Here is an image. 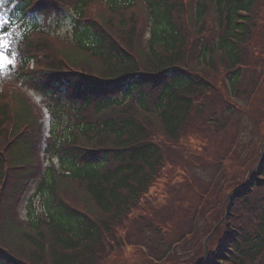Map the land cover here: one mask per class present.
Returning <instances> with one entry per match:
<instances>
[{"label":"trees","instance_id":"obj_1","mask_svg":"<svg viewBox=\"0 0 264 264\" xmlns=\"http://www.w3.org/2000/svg\"><path fill=\"white\" fill-rule=\"evenodd\" d=\"M31 1L18 0L11 18L22 25L16 75L50 97L66 89L53 104L46 145V154L54 156L59 167L56 175L46 171L37 189L41 205L29 199L26 219L12 216L14 204L0 199V264H47L46 259L53 264H98L105 250L100 245L111 231L108 225L121 222L124 211H136L139 200L146 202L156 164L165 165L161 147L151 141L152 129L157 135L160 126L159 135L175 141L187 121L200 117L216 122L218 109L236 110L234 102L216 92L206 74L209 69L224 66L234 99L249 98L257 90L264 63L258 64L262 70L255 68L248 49L259 38L256 33L264 31V0H191L195 10L189 27L177 13L179 0H142L150 20L145 50L141 37L140 43L134 40L137 0H107L93 19L87 12L101 1L76 0L79 17L72 23L71 42L59 47L42 35L37 17H25ZM210 7L211 14L216 13L213 18ZM187 44L200 71L186 57ZM151 88L160 91L154 97L159 105L155 123V109L147 107L146 99ZM119 90V99L104 96ZM134 91L139 92L137 103L130 99ZM215 101L221 103L217 109ZM35 109L24 96L0 92V136L8 141L0 151L2 196L19 191L35 170L40 142L39 129L31 128ZM30 128L38 131L34 139L26 136ZM261 174L264 178V169ZM196 184L193 180L190 185ZM72 186L87 194L80 205L67 202ZM247 189L237 195L238 201H255L254 214L260 217L241 238L225 237L233 253L213 257L223 263L264 264V180L255 179ZM27 246L32 252L26 253ZM25 257L32 262L22 261Z\"/></svg>","mask_w":264,"mask_h":264},{"label":"rangeland","instance_id":"obj_2","mask_svg":"<svg viewBox=\"0 0 264 264\" xmlns=\"http://www.w3.org/2000/svg\"><path fill=\"white\" fill-rule=\"evenodd\" d=\"M4 1L0 0V3ZM179 1L182 7L177 13H180V18H183L185 26L189 27L190 25L187 23L190 22L192 10H188V0ZM102 9L103 6L95 4L88 10L87 16L93 18L95 12ZM137 9L136 34L134 36L136 39L134 40L139 42L141 37V43H139L145 50L146 45L143 43L147 40V31L139 33V29L143 28L144 21L140 16L148 18V15H145L142 5ZM117 16L114 17L113 24L116 30ZM129 16L126 12L127 22H129ZM53 20L54 22L50 21L51 23L49 22L48 25V29L55 32L49 35L50 43L59 47L70 36V22L66 16ZM263 29L260 31L262 32ZM19 33L20 31L16 28L10 29L9 35L4 38L6 45L9 44L8 40L12 38L11 36H18ZM258 35L259 33L256 38H259L250 45L248 50L253 58L254 67L262 70L263 64L261 66L258 64L260 60H263L264 63V31ZM6 48L7 46L4 49ZM187 48L188 61L192 67L200 71L199 67L195 66L197 60L190 56L191 46L187 44ZM8 62H10L9 58L0 61V70H5L9 66ZM217 65L219 66L220 63ZM224 71V66H220L216 71L209 69L206 74L213 79L216 92L221 91L222 95L226 96ZM17 87L9 84L4 89L8 91L7 95H9ZM37 98L41 97L37 96ZM236 102L239 105L237 112L241 116L229 115L228 121L231 122L223 130L219 129L222 125L220 118L217 120L216 126L213 127L200 117H196L187 121L182 136L172 141L165 136H160L161 127L156 126L157 142L163 155L172 165H169L167 179L171 178L173 181H177L182 172L184 174H181L180 179L187 178L188 171L193 179L188 177L180 182V185L167 184V180L163 182L160 180L155 187L150 188L148 197L144 198L145 203L142 199L139 200V209L135 212H127L121 222L108 225L111 231L105 235L106 239L100 245L105 250L104 253H101L102 259L98 264H194L197 259L202 260L213 254V251L218 249L219 241L227 233L231 234L234 231V235V229L239 224H242L244 228L252 226L253 218L250 213H253L254 205H241L234 201L231 206L234 208L233 212L227 217L225 206L228 193L232 191L234 185L238 186L245 180L244 178L252 171V167L257 164L260 155L264 152V76H262L260 88L254 95L249 99ZM220 104L215 101L214 109H217ZM208 126L212 128H208ZM242 131L245 135H242ZM151 133H154V129ZM241 137L247 142V145H240ZM4 142L0 136V150ZM195 174L197 176H194ZM199 178L202 183L198 187L200 192L195 193L194 196L189 195L186 198H181L182 191L191 189L190 184L193 183V180L198 181ZM34 185L32 183V189ZM86 196L87 194L81 189L72 186L67 202L80 205ZM146 203L147 205L144 207ZM171 209L175 210L169 211ZM18 211L22 217L24 215L23 207L21 206ZM164 222L167 224H163ZM147 223L150 224L151 229L146 230ZM146 236H148L149 242L146 247H143L140 244L143 243ZM131 242L138 246L129 245ZM31 249L29 246L25 247L26 253L32 252ZM23 259L26 262H32L29 257ZM215 260L220 264H229L223 263L221 258ZM45 263L53 264L48 259L45 260Z\"/></svg>","mask_w":264,"mask_h":264},{"label":"snow or ice","instance_id":"obj_3","mask_svg":"<svg viewBox=\"0 0 264 264\" xmlns=\"http://www.w3.org/2000/svg\"><path fill=\"white\" fill-rule=\"evenodd\" d=\"M7 35H9V33H7V32L0 34V61L8 59V57L5 55L4 51L2 50L7 46L6 43L4 42V38Z\"/></svg>","mask_w":264,"mask_h":264}]
</instances>
